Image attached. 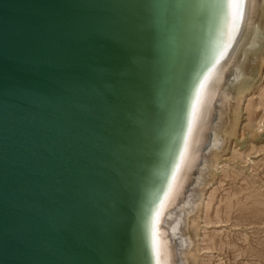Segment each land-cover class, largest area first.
I'll return each instance as SVG.
<instances>
[{
	"label": "water",
	"instance_id": "obj_1",
	"mask_svg": "<svg viewBox=\"0 0 264 264\" xmlns=\"http://www.w3.org/2000/svg\"><path fill=\"white\" fill-rule=\"evenodd\" d=\"M181 6L0 0V264L147 263L146 201L190 71Z\"/></svg>",
	"mask_w": 264,
	"mask_h": 264
},
{
	"label": "bare ground",
	"instance_id": "obj_2",
	"mask_svg": "<svg viewBox=\"0 0 264 264\" xmlns=\"http://www.w3.org/2000/svg\"><path fill=\"white\" fill-rule=\"evenodd\" d=\"M204 2L206 0H182L177 56L184 53L190 71L169 119L167 139L157 168L159 180L149 191L146 201L147 211L142 220L146 264H157V261L160 264H200L196 262L199 249L195 245L198 236L195 220L186 217L200 204L201 177L210 175V170L219 164L216 162L217 149L235 136L240 120L241 93L249 88L250 77L262 76L264 69L261 65L264 0H242L240 16L234 25L231 20L220 19L202 25L195 6ZM204 64H208L207 69L201 67ZM209 72L211 76L197 103L191 83L197 80L200 92L199 84L204 83ZM231 95L234 97L229 99ZM230 100L234 101L235 108L229 105ZM217 128L220 133L214 131ZM161 185H164L162 192L158 190ZM192 185L195 186L193 190L190 189ZM190 190L192 192L187 195Z\"/></svg>",
	"mask_w": 264,
	"mask_h": 264
},
{
	"label": "rangeland",
	"instance_id": "obj_3",
	"mask_svg": "<svg viewBox=\"0 0 264 264\" xmlns=\"http://www.w3.org/2000/svg\"><path fill=\"white\" fill-rule=\"evenodd\" d=\"M261 61L264 68V51ZM263 73L264 69L262 76L250 77L252 81L247 83L250 89L247 87L249 90L241 93L237 131L235 129L234 138L217 149L216 162L219 164L210 170L214 178L204 175L200 192L203 191L194 190V193H200L198 198H202L186 219L195 220V233L198 234L195 245L199 249L196 262L200 264H264ZM229 102L231 106L234 104L233 100ZM215 114L218 115V111ZM219 130L214 131L220 133Z\"/></svg>",
	"mask_w": 264,
	"mask_h": 264
},
{
	"label": "snow or ice",
	"instance_id": "obj_4",
	"mask_svg": "<svg viewBox=\"0 0 264 264\" xmlns=\"http://www.w3.org/2000/svg\"><path fill=\"white\" fill-rule=\"evenodd\" d=\"M242 0H206V2L196 5V12L198 19L202 25H210L216 19L221 21L231 20L232 24H235L236 19L240 16V4ZM153 11L156 13V22L158 28L163 23L164 18L168 13L169 6L164 4L152 5ZM230 42V41H229ZM210 64V60H209ZM203 69H207L208 64L201 66ZM211 76L209 72L208 76L204 78V83L199 84L200 92L197 91V80H193L191 83V91L193 96L196 98L197 103L200 101L201 92ZM121 152L119 149L109 150V163L112 165V176L114 179L119 181L123 168L120 165ZM183 160V157H181ZM150 183H155V180L149 178ZM164 185H161L158 189L163 191ZM167 199V197H165ZM160 264V261H157Z\"/></svg>",
	"mask_w": 264,
	"mask_h": 264
}]
</instances>
